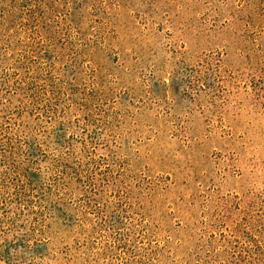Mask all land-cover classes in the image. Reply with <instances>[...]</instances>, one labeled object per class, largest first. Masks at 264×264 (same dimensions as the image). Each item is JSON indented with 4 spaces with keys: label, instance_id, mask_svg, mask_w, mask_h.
I'll use <instances>...</instances> for the list:
<instances>
[{
    "label": "rangeland",
    "instance_id": "1",
    "mask_svg": "<svg viewBox=\"0 0 264 264\" xmlns=\"http://www.w3.org/2000/svg\"><path fill=\"white\" fill-rule=\"evenodd\" d=\"M0 264H264V0H0Z\"/></svg>",
    "mask_w": 264,
    "mask_h": 264
}]
</instances>
